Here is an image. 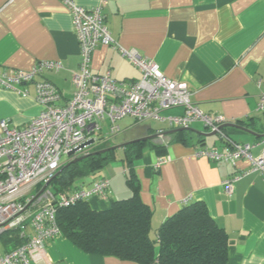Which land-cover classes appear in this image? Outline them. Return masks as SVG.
<instances>
[{"label": "crops", "instance_id": "1", "mask_svg": "<svg viewBox=\"0 0 264 264\" xmlns=\"http://www.w3.org/2000/svg\"><path fill=\"white\" fill-rule=\"evenodd\" d=\"M74 1L85 8L100 4L116 43L96 46L90 62L93 73L109 71L121 81L138 79L139 69L117 47L134 48L154 60L167 77L185 83L192 102L203 112L224 115L226 136L251 144L263 137L264 101L262 107L258 104L264 93V0ZM38 60L62 64L57 71L44 70L40 78L55 85L61 95L58 104H65L73 94L72 73L79 63V45L68 8L61 0H0V69L27 70ZM40 109L33 82L15 89L0 85V119L9 118L12 125L22 128ZM183 112V107H172L161 114L168 117ZM149 120L135 122L127 116L118 121L120 131L113 135L117 140L107 142V147L116 146V160L76 184L88 187L99 175L109 178L107 195L90 197L89 206L104 209L111 199L131 194L121 158L124 147L133 144L140 197L152 212L150 233L185 203L199 200L227 233V264H264L262 174L250 169L244 158L229 163L194 156L195 146L226 147L218 134H202L211 131L201 121L162 135L173 130L167 118L155 120L161 123L158 128ZM150 135L155 136L136 141ZM262 145H254L252 153L257 154ZM162 156L169 160L154 168ZM235 174L240 175L227 193L224 181ZM30 264L139 263L85 252L59 234L45 243L42 255Z\"/></svg>", "mask_w": 264, "mask_h": 264}, {"label": "built area", "instance_id": "2", "mask_svg": "<svg viewBox=\"0 0 264 264\" xmlns=\"http://www.w3.org/2000/svg\"><path fill=\"white\" fill-rule=\"evenodd\" d=\"M68 8L79 45L78 69L72 73L74 87L71 98L58 104L60 92L47 79L40 78L44 70H59L62 64L54 60H38L30 69L1 68L0 85L15 89L21 83L35 84V99L39 113L17 128L9 118L0 119V238L5 233L18 232L22 242L9 250L0 251V264H30L42 255L45 243L59 235L56 213L92 196H106L109 178L99 176L88 187L81 186L65 194L54 193L49 184L43 185L71 159L91 154L120 131L118 121L132 117L135 122L163 120L170 128H188L201 121L209 131L218 134L226 144L223 150L195 146L194 156L212 161L235 163L244 158L250 169L264 177V135L256 144H263L257 154L256 144L240 143L226 136L222 114L203 112L191 100V91L183 82L167 77L158 64L134 48L118 46V51L140 71V77L121 81L110 72L96 74L90 70L93 50L97 45H115L105 24L101 5L85 8L74 0H61ZM264 93L259 107H262ZM183 107L182 115L163 117L161 112ZM107 125L104 136L96 133ZM159 132H162L159 131ZM92 139L85 147L82 143ZM72 154H70V152ZM169 157L156 159L154 168ZM243 171L242 173H244ZM240 174L224 181L227 193ZM35 191V192H33Z\"/></svg>", "mask_w": 264, "mask_h": 264}, {"label": "trees", "instance_id": "3", "mask_svg": "<svg viewBox=\"0 0 264 264\" xmlns=\"http://www.w3.org/2000/svg\"><path fill=\"white\" fill-rule=\"evenodd\" d=\"M154 146L160 148L158 144ZM132 149L133 144L124 147L121 158L131 194L111 199L104 209H92L87 199L58 209L56 223L60 234L85 252L111 255L139 264H227V233L211 217L202 201L185 203L167 216L151 236L152 212L140 197V184L133 165V154L137 153H131ZM114 160V149L88 154L62 166L49 187L54 193L65 194L81 187L76 185L80 180L100 172ZM3 241L4 250H9L21 243L22 238L13 231L5 234Z\"/></svg>", "mask_w": 264, "mask_h": 264}, {"label": "water", "instance_id": "4", "mask_svg": "<svg viewBox=\"0 0 264 264\" xmlns=\"http://www.w3.org/2000/svg\"><path fill=\"white\" fill-rule=\"evenodd\" d=\"M225 124H227V123H225ZM225 124H223V125H225ZM223 125H222V126H223ZM233 125L238 127V125H235V124H233ZM222 126H221V127H222ZM242 128H243V127H242ZM183 129H185V128H174L172 131H167V132L162 133V135H163V134H167L168 132H173V131H176V130H183ZM251 133L255 134V132H253V131H251ZM202 134H203L204 136H210V135H214L215 133H214L213 131H211V132H206V133H202ZM154 136H155V135H150V136H147V137H142V138L136 139V141H139V140H146V139H151V138H153ZM91 142H92V139H89V140H87L86 142L82 143L80 147H85V146H87L88 144H90ZM115 148H116V146L103 147V148H101V149H99V150L93 151L92 154H100V153H103V152H106V151H108V150L115 149ZM72 152H73V151H71L70 154H72ZM86 156H87V155H82V156L75 157V158L71 159L70 161H68L67 163H65L64 166L69 165L70 163H73V162L79 161V160H81L82 158H84V157H86ZM60 170H61V169H59V170L55 173V175L58 174ZM49 182H50V181H49ZM49 182L45 183V184L43 185L42 189H44V188L49 184Z\"/></svg>", "mask_w": 264, "mask_h": 264}, {"label": "rangeland", "instance_id": "5", "mask_svg": "<svg viewBox=\"0 0 264 264\" xmlns=\"http://www.w3.org/2000/svg\"><path fill=\"white\" fill-rule=\"evenodd\" d=\"M149 122V124L153 127V128H158V126H160V122H157V121H155V120H149L148 121ZM119 123H121L120 121H119ZM102 130L100 131V132H98V133H96V135H98V136H104L105 135V133L107 132V125H106V122L105 121H103L102 122ZM216 134H214V135H210L209 137H214ZM113 137V136H112ZM117 138L118 137H116V136H114L113 138H110V142H115L116 140H117ZM117 162V161H116ZM113 163V162H112ZM108 165V164H107ZM107 166H105L102 170H104L105 168H106ZM107 169V168H106ZM33 192H35V191H33ZM6 234V233H5ZM5 234L4 235H2V237L0 238V251H2L3 250V243H4V238H5ZM153 232H151V236H153Z\"/></svg>", "mask_w": 264, "mask_h": 264}]
</instances>
